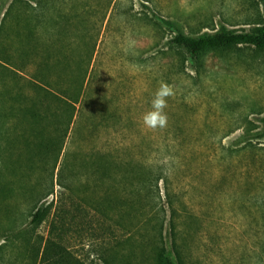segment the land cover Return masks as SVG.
Masks as SVG:
<instances>
[{
  "label": "rangeland",
  "instance_id": "374dc122",
  "mask_svg": "<svg viewBox=\"0 0 264 264\" xmlns=\"http://www.w3.org/2000/svg\"><path fill=\"white\" fill-rule=\"evenodd\" d=\"M253 14L247 0H0V264H41L59 214L71 264H160L168 251L179 264H264V60L208 53L196 74L190 62L179 73L162 55L172 30L161 20L196 37L247 31ZM91 49L92 100H111L131 118L137 156L164 173L133 191L128 207L113 204L112 187L81 194L72 169L59 176L63 152L55 165L17 151L13 118L3 117L38 68L50 79L54 62L82 60ZM161 82L175 90L168 126L150 130L142 116ZM38 209L43 219L29 225Z\"/></svg>",
  "mask_w": 264,
  "mask_h": 264
},
{
  "label": "trees",
  "instance_id": "16d2710c",
  "mask_svg": "<svg viewBox=\"0 0 264 264\" xmlns=\"http://www.w3.org/2000/svg\"><path fill=\"white\" fill-rule=\"evenodd\" d=\"M247 1L255 11V14L246 17V25H251L247 31L220 27L213 33L205 32L192 37L178 30L175 24L161 20L167 29L172 30V35L164 45L165 52H162V55H168L172 60L169 67L183 73L187 62H190L194 72L201 74L203 56L208 53H217L224 59L231 56L237 60L244 57L252 61L259 58L264 60V0ZM93 53L94 49H91L82 60L66 57L63 61L54 62L48 67L55 68V74L50 79L42 75L45 67L38 68V75L29 79L27 90L21 89L9 98L10 105L3 117L13 118V126L8 132L11 133L10 138H13L10 140L13 145L18 139L17 151L28 153L35 159H39L42 154L49 155L54 159L55 165L63 152L59 176L72 169L74 177H82L76 185L81 194L85 195L91 188L98 186H105L107 189L112 187L115 190L112 193L113 204L117 208L123 205L128 207L133 191L144 186L151 187L153 179L156 186L163 180L164 173L162 168L157 173L154 172L147 164L152 162L137 156L139 144L134 143L129 135L131 118L110 108L111 100H106L102 105L95 104L92 100L97 93L91 71ZM67 70V77L61 74ZM148 75L151 76L152 73L148 71ZM247 123L252 129L256 128L252 122ZM237 129L229 130L224 137ZM222 147L219 141L215 146L218 153ZM79 157L84 159L81 169L75 172ZM5 161L1 162L4 167L1 170L7 167ZM32 161L33 159L29 160V168ZM17 166L15 163L13 168L19 170ZM67 188L72 191L74 187L68 185ZM82 198L86 202V198ZM107 201L108 198L103 200ZM43 216L38 209L29 225L39 223ZM61 218L59 214L58 223L54 222L51 226L53 239L45 244L41 264H71L68 252L61 245L65 234ZM26 231L27 229L21 228L13 232V236L22 235ZM49 249L56 250L52 252L53 256L47 253ZM179 261L177 252L168 251L160 264H179Z\"/></svg>",
  "mask_w": 264,
  "mask_h": 264
},
{
  "label": "clouds",
  "instance_id": "9594fccd",
  "mask_svg": "<svg viewBox=\"0 0 264 264\" xmlns=\"http://www.w3.org/2000/svg\"><path fill=\"white\" fill-rule=\"evenodd\" d=\"M175 95L174 87L168 83L161 82L151 100V107L142 116L143 125L150 130L165 129L168 126V99ZM174 159V158H169Z\"/></svg>",
  "mask_w": 264,
  "mask_h": 264
}]
</instances>
